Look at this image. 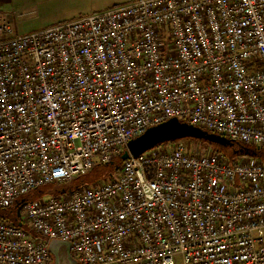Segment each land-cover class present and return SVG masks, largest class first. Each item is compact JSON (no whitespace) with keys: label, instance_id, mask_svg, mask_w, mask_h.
Instances as JSON below:
<instances>
[{"label":"built area","instance_id":"2783aa9c","mask_svg":"<svg viewBox=\"0 0 264 264\" xmlns=\"http://www.w3.org/2000/svg\"><path fill=\"white\" fill-rule=\"evenodd\" d=\"M12 19L0 263L46 264L59 241L76 264H264L262 158L178 139L71 186L171 117L264 147V0H132L26 34Z\"/></svg>","mask_w":264,"mask_h":264},{"label":"rangeland","instance_id":"374dc122","mask_svg":"<svg viewBox=\"0 0 264 264\" xmlns=\"http://www.w3.org/2000/svg\"><path fill=\"white\" fill-rule=\"evenodd\" d=\"M123 1L126 0H112L110 5ZM59 3L60 0H0V11L11 13L13 16V29L16 34H26L74 19L73 16H77V13L74 12H77L79 9H82V13L89 12L85 11L88 8L87 2H85L82 7H78V9H71L70 4L59 5ZM199 147L201 151L207 148L200 145ZM120 165L121 163L118 164V166ZM118 166H116V159H114V163L107 165L95 164L88 175L82 178L80 177L79 179H74L71 186L83 183L90 184L99 179L103 180L109 178L110 174H115V168ZM54 189V184L45 186L44 190L41 191L42 198H48ZM176 264H179V261H177Z\"/></svg>","mask_w":264,"mask_h":264},{"label":"water","instance_id":"95a60500","mask_svg":"<svg viewBox=\"0 0 264 264\" xmlns=\"http://www.w3.org/2000/svg\"><path fill=\"white\" fill-rule=\"evenodd\" d=\"M187 138L204 141L224 148H230L233 154H241L242 156H255L256 151L259 149V147L252 149L231 138L208 132L186 121L171 117L146 128L142 133L128 140L120 154V159L125 160L129 157H137L160 144ZM21 202L22 201L16 204L17 215ZM20 224L21 223L18 222V225ZM74 264L76 263L74 262Z\"/></svg>","mask_w":264,"mask_h":264},{"label":"crops","instance_id":"0c3cea01","mask_svg":"<svg viewBox=\"0 0 264 264\" xmlns=\"http://www.w3.org/2000/svg\"><path fill=\"white\" fill-rule=\"evenodd\" d=\"M109 1V2H108ZM112 0H60V4H65V5H69L71 9L73 8H77L78 7H82L83 4H85V2H87V10L85 11H89L86 13H82V9L77 10L76 15L77 16H73L74 18L79 17V16H83V15H87L93 12H97L109 7H113L116 5H120V4H124L127 2H130L132 0H126L120 3H114L111 4ZM85 6V5H84ZM81 11V12H80ZM73 15V14H72ZM50 259L47 261L46 264H74L73 259L70 257L69 255V250H68V245L64 242H59V241H52L50 243ZM2 264V263H0Z\"/></svg>","mask_w":264,"mask_h":264},{"label":"trees","instance_id":"16d2710c","mask_svg":"<svg viewBox=\"0 0 264 264\" xmlns=\"http://www.w3.org/2000/svg\"><path fill=\"white\" fill-rule=\"evenodd\" d=\"M187 140L190 142V144L192 145H200V146H205V147H210V148H213V149H216L220 152H222L228 159H235L237 157H240L242 156L241 154H233L231 149L230 148H224V147H220V146H217V145H214V144H211V143H207V142H204V141H199V140H196V139H191V138H187ZM248 147L254 149L256 146H252V145H247ZM124 149V148H123ZM255 157H259V158H262L264 159V148L263 147H259V149L256 151V155ZM116 166H118L119 163H122L123 160L120 159V155H118L116 158ZM114 163V161H113ZM91 171H89L86 175H88ZM84 175V176H86ZM111 175V174H110ZM80 177L78 178H75V179H79ZM82 178V177H81ZM107 179V178H106ZM45 186L40 188L39 189V192H41L42 190H44ZM40 194H33L31 195L32 197H37L39 196ZM0 216H5L3 213H0Z\"/></svg>","mask_w":264,"mask_h":264}]
</instances>
